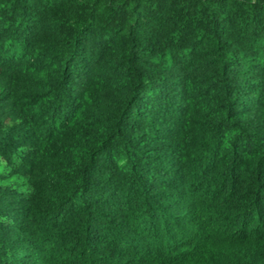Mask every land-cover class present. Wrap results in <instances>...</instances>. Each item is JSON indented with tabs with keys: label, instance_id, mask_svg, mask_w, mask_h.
<instances>
[{
	"label": "trees",
	"instance_id": "obj_1",
	"mask_svg": "<svg viewBox=\"0 0 264 264\" xmlns=\"http://www.w3.org/2000/svg\"><path fill=\"white\" fill-rule=\"evenodd\" d=\"M0 264H264V0H0Z\"/></svg>",
	"mask_w": 264,
	"mask_h": 264
}]
</instances>
